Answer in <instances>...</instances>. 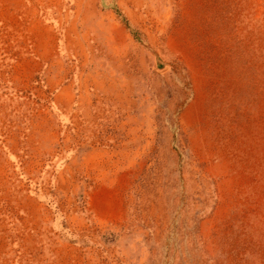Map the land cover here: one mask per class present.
Returning <instances> with one entry per match:
<instances>
[{
    "label": "rangeland",
    "instance_id": "obj_1",
    "mask_svg": "<svg viewBox=\"0 0 264 264\" xmlns=\"http://www.w3.org/2000/svg\"><path fill=\"white\" fill-rule=\"evenodd\" d=\"M0 264H264V0H0Z\"/></svg>",
    "mask_w": 264,
    "mask_h": 264
}]
</instances>
